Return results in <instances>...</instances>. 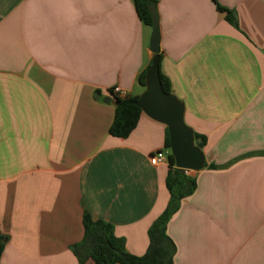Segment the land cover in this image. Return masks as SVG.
Returning a JSON list of instances; mask_svg holds the SVG:
<instances>
[{
  "label": "crops",
  "instance_id": "obj_1",
  "mask_svg": "<svg viewBox=\"0 0 264 264\" xmlns=\"http://www.w3.org/2000/svg\"><path fill=\"white\" fill-rule=\"evenodd\" d=\"M151 1L160 72L205 140L167 224L173 263L264 264V0H215L236 28L212 0ZM150 36L132 0H0V264H78L84 212L145 253L169 201L167 157L149 162L166 127L141 112L113 137L104 100L144 91Z\"/></svg>",
  "mask_w": 264,
  "mask_h": 264
},
{
  "label": "trees",
  "instance_id": "obj_2",
  "mask_svg": "<svg viewBox=\"0 0 264 264\" xmlns=\"http://www.w3.org/2000/svg\"><path fill=\"white\" fill-rule=\"evenodd\" d=\"M138 19L151 27L148 6L151 0H132ZM218 12L224 14V19L233 27H237L236 16L233 11L220 6L212 0ZM159 62V61H158ZM148 65L138 76L140 86H145ZM158 77L161 89L171 94L169 80L160 72L158 63ZM137 96L116 98L117 105L109 128V134L116 138H127L136 127L141 115L137 106ZM194 145L200 150L205 144L204 138L193 133ZM164 148L169 149L167 129L165 132ZM166 188L169 201L163 212L152 222L147 230L148 247L142 256H134L125 250L124 239L116 237L111 224L102 220H93L87 212L83 213V237L81 241L70 247L77 258L78 264H84L91 259L94 264H174L175 245L167 234V224L172 215L178 210L180 203L193 193L196 188L195 179L186 174L185 170L175 167L171 154L167 156ZM212 168V167H211ZM6 244V236L0 231V257Z\"/></svg>",
  "mask_w": 264,
  "mask_h": 264
},
{
  "label": "water",
  "instance_id": "obj_3",
  "mask_svg": "<svg viewBox=\"0 0 264 264\" xmlns=\"http://www.w3.org/2000/svg\"><path fill=\"white\" fill-rule=\"evenodd\" d=\"M151 18L149 49L153 54L146 73L144 91L137 98V106L146 116L163 124L168 133L169 152L175 167L185 171H199L203 167L201 150L194 145L193 133L184 124L183 105L171 94L162 91L158 77L159 23L154 3L148 6ZM117 105L115 98L105 97V102Z\"/></svg>",
  "mask_w": 264,
  "mask_h": 264
},
{
  "label": "built area",
  "instance_id": "obj_4",
  "mask_svg": "<svg viewBox=\"0 0 264 264\" xmlns=\"http://www.w3.org/2000/svg\"><path fill=\"white\" fill-rule=\"evenodd\" d=\"M111 93L115 98H125L126 96H128L127 92L121 90L119 87L112 88ZM167 154L168 153L165 150L154 152L149 157L150 164L153 166L163 164L166 161Z\"/></svg>",
  "mask_w": 264,
  "mask_h": 264
},
{
  "label": "rangeland",
  "instance_id": "obj_5",
  "mask_svg": "<svg viewBox=\"0 0 264 264\" xmlns=\"http://www.w3.org/2000/svg\"><path fill=\"white\" fill-rule=\"evenodd\" d=\"M165 150L169 152V149H168V150H167V149H165Z\"/></svg>",
  "mask_w": 264,
  "mask_h": 264
}]
</instances>
